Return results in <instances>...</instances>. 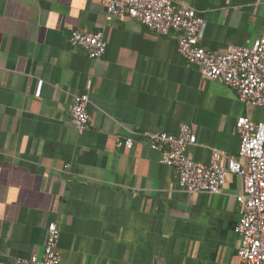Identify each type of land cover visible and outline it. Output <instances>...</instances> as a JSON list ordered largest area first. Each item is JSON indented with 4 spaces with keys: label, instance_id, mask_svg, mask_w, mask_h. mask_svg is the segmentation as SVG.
Returning a JSON list of instances; mask_svg holds the SVG:
<instances>
[{
    "label": "crops",
    "instance_id": "1",
    "mask_svg": "<svg viewBox=\"0 0 264 264\" xmlns=\"http://www.w3.org/2000/svg\"><path fill=\"white\" fill-rule=\"evenodd\" d=\"M172 1L204 18L209 51L264 35V0ZM73 31L104 32L105 56L72 47ZM178 38L107 23L103 0H0V264L42 257L53 222L62 264H242V177L217 195L181 190L147 134L189 125L188 155L209 164L218 151L226 166L239 158L238 118L264 122V110L188 65ZM87 92L79 134L71 110Z\"/></svg>",
    "mask_w": 264,
    "mask_h": 264
},
{
    "label": "built area",
    "instance_id": "2",
    "mask_svg": "<svg viewBox=\"0 0 264 264\" xmlns=\"http://www.w3.org/2000/svg\"><path fill=\"white\" fill-rule=\"evenodd\" d=\"M103 4L107 23L129 18L161 36L179 34L177 51L188 65L196 66L203 77L236 91L240 102L264 110V35L252 48L234 46L228 53L219 54L202 46L205 20L186 5L176 6L172 0H103ZM70 42L96 61L108 49L104 32L73 31ZM89 101V92L78 96L71 110L79 134L87 131L92 121ZM236 131L241 140L239 158H230L226 166L221 165L222 154L218 151L209 164L196 162L188 155V147L197 143V135L189 125H183L179 135L151 132L147 144L174 169L180 189L192 194H220L230 173L242 177L243 192L237 196L242 212L237 226L241 240L238 258L242 264H264V122L243 116L236 122ZM134 143L129 138L120 141L119 146L131 149ZM60 237L57 222L51 223L43 256L20 258L15 264H62Z\"/></svg>",
    "mask_w": 264,
    "mask_h": 264
}]
</instances>
